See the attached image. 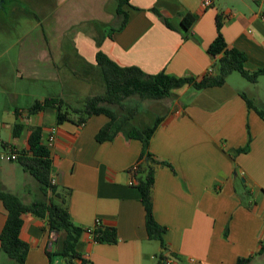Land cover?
Segmentation results:
<instances>
[{"label": "crops", "instance_id": "1", "mask_svg": "<svg viewBox=\"0 0 264 264\" xmlns=\"http://www.w3.org/2000/svg\"><path fill=\"white\" fill-rule=\"evenodd\" d=\"M24 1L30 9L8 0L0 5V36L16 39L13 45L0 43V85L9 68L13 82L12 91L0 88V191L27 204L42 199L36 198L38 182L19 162L2 157L9 148L27 150L32 127H41L43 145L54 128L55 141L46 148L50 178L60 194L55 200L83 229L75 251L86 263L75 259L73 264H237L241 258L264 264V115L257 113L264 102L255 99L253 88L264 75L253 84L234 72L221 86L184 85L172 91L148 146L167 164L155 168L152 189L154 218L166 228L164 247L149 239L140 193L130 184L141 141L119 133L98 142L96 134L109 122L103 114L76 125L57 124L54 108L32 115L27 110L49 96L72 104L64 89L71 84L90 96V85L102 82L98 52L121 68L198 81L211 71L207 49L217 34V15L227 46L244 54L245 69L262 68L264 0H212L209 7L202 0H128L122 7L126 25L113 32L119 19L116 0ZM186 13L194 17L188 29L181 22ZM149 106L137 110L129 124L151 125ZM14 125L22 127L16 138ZM245 147L247 152H236ZM6 218L0 201V232ZM21 219L25 264H66L47 255L58 251L59 234L31 214ZM95 220L116 231V243L93 240L87 230Z\"/></svg>", "mask_w": 264, "mask_h": 264}, {"label": "trees", "instance_id": "2", "mask_svg": "<svg viewBox=\"0 0 264 264\" xmlns=\"http://www.w3.org/2000/svg\"><path fill=\"white\" fill-rule=\"evenodd\" d=\"M116 2L119 24L116 28H112L111 32L121 31L128 19V15L122 10L128 0H116ZM193 21L194 17L189 13L182 16L181 22L185 29L190 28ZM165 24L169 26L167 22ZM221 29V15H217V34L207 49V54L213 60L211 71L198 81L191 77L177 78L163 72L153 75L146 74L136 67L121 68L98 52L96 63L104 85V91L101 94L86 97L81 106H74L65 99L49 96L42 101H34L27 109L32 115L47 108H54L57 124L70 122L83 125L91 116L103 114L109 118V122L96 134L95 139L98 142L111 140L119 133L124 134L127 139L136 138L141 141L142 152L129 172L134 180L133 186L140 193V200L145 210V227L148 237L158 241L161 247H164L163 234L166 228L160 226L154 218L152 189L155 182V168L167 164L156 160L148 151V146L162 117H156L153 123L146 127L131 126L129 121L138 109L136 105L129 106L125 101L131 97L148 101L170 99L172 91L184 85H190L196 90L221 86L234 72L239 73L246 81L256 83L258 78L264 75V67L255 71L246 70L244 54L227 46ZM246 101L248 107H251V103ZM257 113L263 116L264 110H257ZM21 130V125H14L13 136L19 137ZM41 137V127H32L27 139L28 149L16 151L19 155L17 161L23 170L38 182L44 198L27 204L12 193L0 191V201L7 211L5 224L0 232V251L8 257L10 261L8 264H25L28 245L19 237L22 228L21 216L31 214L45 220L50 232L59 234L58 251L47 252L48 257L57 255L64 259L66 264H73L75 259H81L83 263H86L75 251V245L83 229L72 223L66 208L55 200L60 198V194L51 182L50 155L46 146L42 144ZM236 152H247V147ZM91 235L97 243L114 244L117 242L114 229L97 227L93 229ZM250 261V258H241L237 264H249Z\"/></svg>", "mask_w": 264, "mask_h": 264}, {"label": "rangeland", "instance_id": "3", "mask_svg": "<svg viewBox=\"0 0 264 264\" xmlns=\"http://www.w3.org/2000/svg\"><path fill=\"white\" fill-rule=\"evenodd\" d=\"M0 1H1L0 5L2 8V3L4 0H0ZM17 1H18V3H16ZM12 2H15V4H18V5L20 3L22 6H24L25 9H28V8L30 9L29 3L25 2L24 0H12L11 2L8 0V4L12 3ZM115 24H119V19H118L117 23H115ZM15 40L13 37L0 36V43L4 44L6 46L15 44ZM12 53L13 52H11V54ZM6 70H7L6 75L4 76L6 79L4 81L5 84L3 82V84L0 85L1 86L0 88L4 89V90H6V88H9L8 90L12 91V85H13L12 76H11L12 71L10 68L6 69ZM235 73L236 74H234V75H236V76L240 77V79H243L244 81H246L239 73H237V72H235ZM246 83H250V82H246ZM75 87H76V85L71 84L69 87H64V89L69 92V96L71 97L72 104L74 106H81L82 102L86 98L85 94H87V93H85V94L81 93V95H80ZM90 87H91V89L89 90V93H88V94H90V96L101 94L104 91V85L102 82L96 83L95 85L94 84L90 85ZM253 88H254L255 99L257 100V98H260L264 102V82H261V84L258 86H256V85L253 86ZM2 98H3V94L0 91V103H1ZM171 102H172V100H170V99H164V100H161L160 102H157V101L140 100L137 97H131L125 101V103L129 106L136 105L138 111H140V112L146 111L148 105H150L149 106L150 112H148L147 116L151 120L152 119L154 120L156 117L159 116V114H162L165 111V109L167 108V106L169 105V103H171ZM9 149L11 152L14 150V148H9ZM2 158L5 159L4 161H6V162H14V161H10L6 155H3ZM36 198H44L41 191L38 193V197H36ZM9 262L10 261H9L8 257L2 251H0V264H8Z\"/></svg>", "mask_w": 264, "mask_h": 264}, {"label": "built area", "instance_id": "4", "mask_svg": "<svg viewBox=\"0 0 264 264\" xmlns=\"http://www.w3.org/2000/svg\"><path fill=\"white\" fill-rule=\"evenodd\" d=\"M212 3V0H202V5L204 7H209ZM55 135H56V129H50L47 133V135L45 136L44 142H45V146H51L54 141H55ZM9 150V151H8ZM10 161H17L18 160V153L16 150H13L12 152L10 151V149H7V151H5V154ZM53 184V181H51ZM131 185L134 184V180L131 178ZM100 227V221L99 220H95L94 226L90 229L87 230L88 233L91 234V232L93 231V229Z\"/></svg>", "mask_w": 264, "mask_h": 264}]
</instances>
